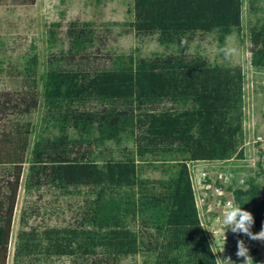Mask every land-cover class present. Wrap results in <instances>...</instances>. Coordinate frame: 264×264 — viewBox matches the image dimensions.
Wrapping results in <instances>:
<instances>
[{
  "label": "trees",
  "instance_id": "obj_1",
  "mask_svg": "<svg viewBox=\"0 0 264 264\" xmlns=\"http://www.w3.org/2000/svg\"><path fill=\"white\" fill-rule=\"evenodd\" d=\"M243 5L133 0L130 30L176 45L145 58L138 47L114 52L97 45L92 21L49 23V42L64 47L48 54L40 74L32 44L16 86L0 89V264L9 263L22 186L85 196L63 225L30 222L35 211L25 205L12 264H123L137 256L142 264H215L189 164L244 156L246 75L240 65L212 62L188 48L198 34L216 33L223 45L240 32ZM250 61L264 68V19L250 29ZM41 105L44 125L33 138L29 117ZM128 134L133 149L118 156L104 151ZM148 156L161 157L165 176H144L141 161ZM233 194L253 214L251 230L264 225L262 183L249 177Z\"/></svg>",
  "mask_w": 264,
  "mask_h": 264
},
{
  "label": "rangeland",
  "instance_id": "obj_2",
  "mask_svg": "<svg viewBox=\"0 0 264 264\" xmlns=\"http://www.w3.org/2000/svg\"><path fill=\"white\" fill-rule=\"evenodd\" d=\"M73 19L92 21L100 37L97 45L102 46L105 43V50L129 52L138 47L144 58L155 53L176 50V45H162L157 35L139 39L130 30L127 23L133 19V0H37L34 5H0V89L16 86L17 70L24 66L26 58L32 52V44L36 45L39 53V72L43 74L46 71L48 54L64 47L61 42H49V23ZM263 19L264 0H244L240 32L235 31L228 35L223 45L219 43L216 33L198 34L190 41L188 48V52L201 53L212 62L240 65L246 75L244 156H235L213 164L205 163L207 161L190 163L194 165L196 172L206 171L213 183L220 172L226 173L227 180L223 182L222 187L224 195L230 199L234 198L233 189L246 186L241 182L243 178L247 183L249 177H256L262 183L264 192V68L254 67L250 61V29ZM227 50L235 51L226 58ZM43 115L44 107L41 105L29 117L36 127L33 138L44 125ZM258 136H261L262 140ZM124 147L133 149V140L129 134L120 145L109 142L104 151L118 156ZM157 160H161V157ZM157 160L148 156L144 162L141 161L144 176H165L157 166ZM215 183L219 185L217 180ZM83 191L64 195L45 186L27 192L22 186L14 217L8 264L13 261L20 214L25 205L29 206V212L35 211L31 212L34 217L30 222L63 225L73 219L74 211L84 199ZM209 192L213 194L212 190ZM211 200H215V197ZM142 261L143 257L137 256L126 259L123 264H142Z\"/></svg>",
  "mask_w": 264,
  "mask_h": 264
},
{
  "label": "built area",
  "instance_id": "obj_3",
  "mask_svg": "<svg viewBox=\"0 0 264 264\" xmlns=\"http://www.w3.org/2000/svg\"><path fill=\"white\" fill-rule=\"evenodd\" d=\"M262 140L261 136H258ZM193 187L196 196V202L199 208V216L201 225L210 242L213 244L215 237L212 232L216 234L217 243L215 245V259L219 255L221 258L231 257L235 264H244L243 258L237 257V242L243 240L245 245L249 248V254L253 258L254 264H264V241L252 240L247 235L242 233H233L229 227L223 224V215L229 206H237L235 198H226L224 195L222 184L226 182L227 175L220 172L214 183L210 175L206 171L196 172L194 165L189 164ZM219 182V185L215 181ZM243 184H247L246 180L241 179ZM213 191L210 194L209 191ZM215 200H211L212 197ZM264 225L252 230L253 233H259ZM226 233V237L225 234ZM226 241V242H225Z\"/></svg>",
  "mask_w": 264,
  "mask_h": 264
},
{
  "label": "clouds",
  "instance_id": "obj_4",
  "mask_svg": "<svg viewBox=\"0 0 264 264\" xmlns=\"http://www.w3.org/2000/svg\"><path fill=\"white\" fill-rule=\"evenodd\" d=\"M235 50H227L225 52L226 58L230 57ZM223 224L229 227V230L233 233H242L247 235L252 240L264 241V228L259 233L252 232V226L255 223L254 216L250 211L245 210L240 206H229L223 215ZM214 234L215 240L211 245V251L215 253V245L217 243L216 234ZM226 237V233L224 234ZM226 242V241H225ZM237 257L243 258L244 264H254L253 258L249 254L250 250L245 245L243 240L237 242ZM215 264H235L231 257L221 258L216 256Z\"/></svg>",
  "mask_w": 264,
  "mask_h": 264
},
{
  "label": "crops",
  "instance_id": "obj_5",
  "mask_svg": "<svg viewBox=\"0 0 264 264\" xmlns=\"http://www.w3.org/2000/svg\"><path fill=\"white\" fill-rule=\"evenodd\" d=\"M215 162H219V161L205 162V163H207V164H213V163H215Z\"/></svg>",
  "mask_w": 264,
  "mask_h": 264
}]
</instances>
